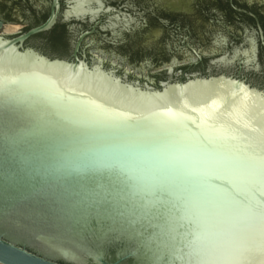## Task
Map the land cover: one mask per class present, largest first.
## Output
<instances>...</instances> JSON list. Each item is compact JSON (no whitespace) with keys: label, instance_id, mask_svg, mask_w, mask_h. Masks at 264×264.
I'll use <instances>...</instances> for the list:
<instances>
[{"label":"water","instance_id":"obj_1","mask_svg":"<svg viewBox=\"0 0 264 264\" xmlns=\"http://www.w3.org/2000/svg\"><path fill=\"white\" fill-rule=\"evenodd\" d=\"M259 1L257 8L264 11V0ZM127 3L111 0L140 19L143 11H128ZM69 4L67 16L92 20L105 9L103 0ZM8 9L22 17L17 7ZM59 16L54 0L44 22L18 35L0 31L5 33H0V264H264L260 24L257 31L247 18L233 20L232 30L241 37L252 34L256 46L252 38L249 47L217 60L229 66L243 54L249 66L257 53V72L245 73L256 84L220 73L162 81L156 87L144 79L156 85L165 78V64L176 60L186 70L188 25H154L164 45V56L157 59L121 52L126 36L117 39L106 31L83 36L84 56H90L94 44L96 50L127 59L129 78L138 76L140 83L105 68L98 53L95 62L80 58V41L71 57L55 51L44 36L25 46L32 35L49 31ZM115 17L112 28L122 21ZM65 24L75 26L77 34L91 30L86 20L70 18ZM3 25L0 18V29ZM222 30L212 19H200L192 38L199 49H214L215 36L229 37ZM207 62L190 70L204 73ZM133 68H143V74ZM108 146L133 149L154 162L166 194L121 191L125 183H134L128 173L114 183L99 165L71 175L57 170L65 157Z\"/></svg>","mask_w":264,"mask_h":264},{"label":"flooded vegetation","instance_id":"obj_2","mask_svg":"<svg viewBox=\"0 0 264 264\" xmlns=\"http://www.w3.org/2000/svg\"><path fill=\"white\" fill-rule=\"evenodd\" d=\"M118 1V0H116ZM126 5L127 10L135 11L137 7L143 11V14L139 13L138 16L143 18L145 22L143 27H141V20L134 17L132 13L123 12L120 9H117L114 5L111 4V0H103L105 9L97 16L95 19H91L89 16L86 17H77L75 15H66L67 10L70 8L69 0H58L60 8V16L57 23L46 32L38 33L32 35L25 41V46H30L28 42L35 37L44 36L50 43V35L53 29L59 25L64 28V40L66 45L63 48H60L58 51L60 53H69L64 57H71L75 44L80 41V46L78 50V56L85 59L89 63L95 62L98 60L97 55L100 54L103 56L102 64L105 68L112 69L116 71L119 75H127L128 80L130 81H139L141 83L140 77L136 76L135 80L129 78L127 67L129 70L132 66L127 65V59L117 56L116 54L109 53L106 54L100 50H96L95 45H91L92 52L89 57L84 56L83 53H87L83 50L84 39L83 36L89 33L104 32L106 31L113 38L124 39L126 36V41L119 45V50L121 52H128L132 57L138 56L142 53H147L154 58L164 56V45L161 43V37L154 34V25L158 22L169 21L171 24H175L177 27H183V25H188L190 28L186 29L190 33L188 39L190 42H185V46L194 54L198 60H194V56L191 53H188L185 56L187 68L186 70L181 69L179 66H176L177 61L174 60L169 64L164 65L165 78L158 80L157 84L151 83L149 80L144 79V83L158 87L162 81H176V80H185L187 76L191 75H210V74H226L238 79H244L247 82L256 84L254 80H250L245 76L246 72L256 73L257 72V53L256 59L249 66L245 64L243 54L240 55L233 63L229 66L219 64L218 59L222 56H232L234 51L239 48L243 50L244 48L249 47L250 40L253 38L256 46V39L252 34L245 35L241 37L235 33L230 24L232 21H240L247 18L252 21L259 31L260 24L263 35H264V11L258 10L257 5L261 3L259 0H127ZM54 0H0V18L4 20V25L6 23H16L19 24L25 19L28 20V25L25 29H21L18 33H9L6 35H18L19 33L28 30L34 25H38L44 22L50 15L51 8L53 6ZM249 3L251 6H249ZM17 7L22 17H14L11 15L8 8ZM136 7V8H135ZM46 8L48 9L46 11ZM110 10L108 11V9ZM40 9V14H36V10ZM115 16L121 17V22L117 27L112 28L109 26L110 19H116ZM70 18L74 20H86L90 24V31H84L80 34L76 33L75 26H67L65 23ZM125 19L129 23L125 22ZM200 19H212L229 36L226 37L223 34H219L214 37L213 48L214 49H199V45L193 40V31L196 23ZM3 25V26H4ZM3 28V27H2ZM2 28L0 31H2ZM143 28V31L141 30ZM222 30V32H223ZM2 33V32H0ZM5 34V33H2ZM163 34V33H162ZM152 40L150 42H144L146 39ZM141 39L143 41L141 42ZM244 41V44L232 45L241 43ZM36 48V47H35ZM41 50L40 48H37ZM258 47H256V50ZM262 49L264 47L262 46ZM70 50V51H69ZM42 51V50H41ZM43 52V51H42ZM212 52H215L214 55H209ZM46 53V52H44ZM95 53V54H94ZM47 54V53H46ZM63 57V56H61ZM205 60H208L207 67L205 68L204 73L199 71H192L191 66L197 63H204ZM150 65V62H148ZM173 66L171 70L170 66ZM134 69L135 74H143V68ZM160 73H156L159 75ZM142 83V84H144ZM258 85V84H257Z\"/></svg>","mask_w":264,"mask_h":264},{"label":"snow or ice","instance_id":"obj_3","mask_svg":"<svg viewBox=\"0 0 264 264\" xmlns=\"http://www.w3.org/2000/svg\"><path fill=\"white\" fill-rule=\"evenodd\" d=\"M93 165L106 168L109 179L114 183L120 182L121 174L126 171L129 180L134 183H125L121 191L131 188L135 194L156 189L161 192V195L166 194V190L158 183L159 176L153 171L154 162L143 158L137 151L130 148L108 146L81 153L77 157H65L59 163L57 170L71 175ZM255 211L258 209L253 208V212Z\"/></svg>","mask_w":264,"mask_h":264},{"label":"trees","instance_id":"obj_4","mask_svg":"<svg viewBox=\"0 0 264 264\" xmlns=\"http://www.w3.org/2000/svg\"><path fill=\"white\" fill-rule=\"evenodd\" d=\"M50 43L55 50H59L60 48H63L66 43L64 40V28L62 26L57 25L51 35H50Z\"/></svg>","mask_w":264,"mask_h":264},{"label":"bare ground","instance_id":"obj_5","mask_svg":"<svg viewBox=\"0 0 264 264\" xmlns=\"http://www.w3.org/2000/svg\"><path fill=\"white\" fill-rule=\"evenodd\" d=\"M20 29V25L16 23H6L2 28L3 32L12 33Z\"/></svg>","mask_w":264,"mask_h":264},{"label":"rangeland","instance_id":"obj_6","mask_svg":"<svg viewBox=\"0 0 264 264\" xmlns=\"http://www.w3.org/2000/svg\"><path fill=\"white\" fill-rule=\"evenodd\" d=\"M19 25H20V28H23V27L27 26L28 24L19 23Z\"/></svg>","mask_w":264,"mask_h":264}]
</instances>
